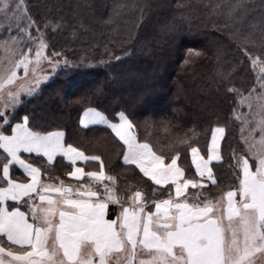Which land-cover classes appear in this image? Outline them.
I'll return each instance as SVG.
<instances>
[{"label": "snow or ice", "instance_id": "snow-or-ice-1", "mask_svg": "<svg viewBox=\"0 0 264 264\" xmlns=\"http://www.w3.org/2000/svg\"><path fill=\"white\" fill-rule=\"evenodd\" d=\"M10 10L28 23H18L15 36L9 27L8 37L0 41V48L12 53L0 67V264H256L258 254L264 257V116L253 128L233 110L241 121L243 142L242 148L233 149L235 183L213 196L210 188L219 181L211 162L222 160L227 123L212 126L206 158L189 144L190 137L178 140L191 154L192 173L178 164L184 158L178 147L166 161L149 142L139 140L124 111L110 120L95 108H85L80 125L111 129L122 142L123 164L134 165L152 182L135 191L121 189L100 155H86L67 143L62 130H41L29 115L17 117L21 94L32 96L50 75L41 63L47 61L56 70L72 62L61 61L60 53L45 55L43 33L26 0H0V13L7 17ZM32 27L36 36L29 32ZM242 51L264 73V58L247 48ZM189 53L199 54L192 49ZM21 68L23 75H18ZM257 82L260 92L254 95V85L248 95H239V103L251 108L255 99L264 112V75ZM256 128L259 138L252 136ZM58 155L70 162L66 174L75 183L53 182L46 165ZM77 161L99 162V170L85 171ZM13 166L21 170L20 179L14 178ZM153 185H167V197L154 199L164 189ZM109 205L119 209L115 218H108Z\"/></svg>", "mask_w": 264, "mask_h": 264}, {"label": "trees", "instance_id": "trees-1", "mask_svg": "<svg viewBox=\"0 0 264 264\" xmlns=\"http://www.w3.org/2000/svg\"><path fill=\"white\" fill-rule=\"evenodd\" d=\"M26 3L31 18L39 22L47 56L60 53L61 61L72 63L62 64L36 93L22 98L18 118L27 114L41 130L64 131L67 143L86 155H100L119 188L133 191L151 183L122 164L123 146L108 130L80 127L85 108H95L110 120L124 111L139 140L149 142L166 161L178 147L184 156L178 163L185 168H191L189 152L178 140L190 137L189 144L205 155L212 126L227 123L222 160L211 164L219 184L210 194L235 183L233 149L243 146L241 122L233 110H242L239 95H248L254 85V94L260 92L257 77L264 75L242 49L264 58V0ZM29 32L37 35L35 27ZM11 34L19 33L16 29ZM189 49L199 54L190 55ZM46 167L57 183L65 181L70 165L58 160ZM163 189L154 199L167 197V186Z\"/></svg>", "mask_w": 264, "mask_h": 264}, {"label": "rangeland", "instance_id": "rangeland-1", "mask_svg": "<svg viewBox=\"0 0 264 264\" xmlns=\"http://www.w3.org/2000/svg\"><path fill=\"white\" fill-rule=\"evenodd\" d=\"M24 22H27L26 19H22V20L19 19L17 15H14L11 12V10L9 11L7 17L4 16V14L0 13V41H3L4 39H6L8 37V35H9L8 28L9 27H11L12 30H16L17 24L18 23L23 24ZM30 47L32 49V54L34 55L36 43L31 44ZM11 55H12V53L6 52L3 48H0V67H3L4 65H6L8 63V57H10ZM45 55H47L46 48H45ZM15 58H18V57H15ZM61 65H62V63L60 64V66ZM40 67H41V69H43L44 72L50 73L48 79L46 81H44L42 85L47 83L51 79V77L59 69V67H58L56 70H53L47 61H43L40 65ZM254 68L256 69V71L259 74H262L260 72V69L258 66L254 67ZM18 75H23V69L22 68L18 69ZM21 96H22V98L29 97V96H25L23 93L21 94ZM258 105H259V102L254 99L252 102L251 108L248 106V104H242V110L243 111L242 110L239 111V113L242 115V117L246 118L248 120L249 126H251L253 128L256 127L257 122L261 119L262 116H264V112H262L260 110ZM252 136L256 137V138L260 137L259 128H256V131L252 133ZM240 144H242V146H243L242 141H240ZM256 264H264V257H262L258 254Z\"/></svg>", "mask_w": 264, "mask_h": 264}, {"label": "crops", "instance_id": "crops-1", "mask_svg": "<svg viewBox=\"0 0 264 264\" xmlns=\"http://www.w3.org/2000/svg\"><path fill=\"white\" fill-rule=\"evenodd\" d=\"M83 114V113H82ZM81 114V115H82ZM115 122H118V119H116V121ZM79 125H80V123H79ZM80 127L81 128H92V127H95V128H104V129H106V130H108L113 136H114V138H116L115 137V135L111 132V129H109V128H107L106 126H104V125H101V124H93V125H89L88 127H83V126H81L80 125ZM210 139H211V135H210V138H209V141H210ZM116 140L118 141V142H120L117 138H116ZM221 142H222V140H221ZM121 144H122V142H120ZM0 151H2V150H0ZM201 154V153H200ZM25 156H27L28 154H24ZM202 155V154H201ZM206 155H207V153L205 154V155H202V156H204L205 158H206ZM58 160H62L63 162H66L67 164H69L70 165V168H69V170L68 171H71V164H70V162L69 161H67V160H65L62 156H57V158H55V160L53 161V163L54 162H56V161H58ZM121 162H122V164H123V160L121 159ZM220 161H212L211 162V164H215V163H219ZM52 163V164H53ZM51 164V165H52ZM179 164V163H178ZM189 164H190V166H191V171H192V173H195V168H194V166L192 165V159H191V154H190V152H189ZM51 165H49V166H51ZM124 165V164H123ZM77 166H79V167H83L84 169H85V171H92V170H99V162H95V164H85L84 162H81V161H77ZM124 166H126V165H124ZM130 167H133L134 169H136L138 172H139V169L138 168H136L134 165L133 166H130ZM13 168H14V172H13V176H14V178H17V179H20V177H21V174H22V172H21V170L17 167V166H13ZM139 174L142 176V177H144L143 176V174L142 173H140L139 172ZM145 179H147L151 184H152V182L147 178V177H144ZM64 182L67 184V183H75V180H74V178H72V177H68L67 176V174L65 175V177H64ZM80 181L82 182V183H86L87 182V179L85 178V177H81L80 178ZM54 183H56V182H54ZM57 183H59V181H57ZM155 187H158V188H161V187H166L167 185H164V186H157V185H154ZM9 203H12V202H10L9 201ZM110 207H112V211L109 213V214H112L113 215V218H115V213H116V211H118L119 209H118V207L117 206H115V205H109V208Z\"/></svg>", "mask_w": 264, "mask_h": 264}]
</instances>
